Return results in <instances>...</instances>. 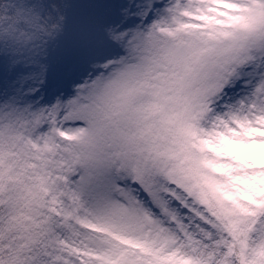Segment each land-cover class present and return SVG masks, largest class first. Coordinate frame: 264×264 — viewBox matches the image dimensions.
I'll return each instance as SVG.
<instances>
[{"label": "snow or ice", "instance_id": "obj_1", "mask_svg": "<svg viewBox=\"0 0 264 264\" xmlns=\"http://www.w3.org/2000/svg\"><path fill=\"white\" fill-rule=\"evenodd\" d=\"M0 264H264V0H0Z\"/></svg>", "mask_w": 264, "mask_h": 264}]
</instances>
